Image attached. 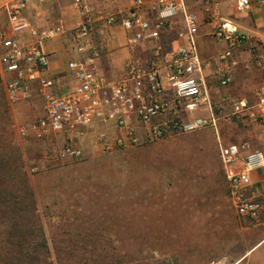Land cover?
<instances>
[{"label": "rangeland", "instance_id": "1", "mask_svg": "<svg viewBox=\"0 0 264 264\" xmlns=\"http://www.w3.org/2000/svg\"><path fill=\"white\" fill-rule=\"evenodd\" d=\"M6 21L0 7V32ZM3 93L0 73V154L20 150L53 264H236L252 247L264 214L259 220L237 214L220 159V143L264 142L258 126L234 115L243 97L212 98L218 131L107 155L86 149L81 160L31 174L53 146L20 139L19 128L42 115L22 102L5 109Z\"/></svg>", "mask_w": 264, "mask_h": 264}, {"label": "built area", "instance_id": "2", "mask_svg": "<svg viewBox=\"0 0 264 264\" xmlns=\"http://www.w3.org/2000/svg\"><path fill=\"white\" fill-rule=\"evenodd\" d=\"M46 1L19 0L2 7L7 21L0 32V73L7 103L15 106L32 101L37 95L43 100L45 111L30 127L19 128L18 136L44 143L60 136L64 139L32 165L31 174L83 159L85 149L80 141L90 133H94L93 152L107 155L207 128L218 131L220 119L198 48V15L187 8L186 0H158L152 7L157 14L155 23L142 16L149 5L147 0H127L130 9L106 19L109 24L119 23L124 28L128 46L134 48L142 42L159 40L163 29L172 27L180 15L183 17L185 28L179 37L187 45L176 51L166 82L160 61L161 45L155 46L148 61L132 59L123 79L109 81L95 68V48L88 45L95 24L92 6L83 0L74 1L72 6L80 21L73 29L63 23L39 29L31 24L26 12L32 3ZM254 4L264 7V0H238L237 10L249 12ZM69 33L78 42V52L87 54L68 65L76 82L73 89L59 92L56 79L45 75L50 65L45 45ZM215 35L227 44L219 55L221 62L229 61L236 47L251 40L230 21L219 22ZM254 63L264 71V52L256 53ZM230 82L228 77H220L222 87ZM234 115L250 120L264 136V85L255 91L254 101L243 98L235 103ZM134 121L146 129V138L139 134ZM112 128L116 129V136L109 133ZM220 159L237 214L259 220L264 204L254 195L252 176L264 171V151L249 141L220 143Z\"/></svg>", "mask_w": 264, "mask_h": 264}, {"label": "crops", "instance_id": "3", "mask_svg": "<svg viewBox=\"0 0 264 264\" xmlns=\"http://www.w3.org/2000/svg\"><path fill=\"white\" fill-rule=\"evenodd\" d=\"M75 0H47L44 4L32 3L26 16L35 27L48 29L59 23L73 29L80 21L79 14L73 9ZM89 3L95 14L93 33L88 45H93L96 53L95 68L109 81L118 82L123 79L127 67L132 59L148 61L152 58L156 45L162 46L161 67L162 75L166 82L168 66L178 48L187 45V41L179 37L185 28L183 17L180 15L173 21L172 27L161 31L157 41L142 42L137 47H129L128 34L119 24H109L107 18L111 15L125 12L131 4L127 0H83ZM142 16L155 23L157 14L153 6L158 0H147ZM179 1V0H171ZM19 0H0V7L6 4L17 3ZM238 0H186L187 8L198 15L199 32L197 36L199 53L204 64V75L211 91L212 98L218 94L238 95L243 98L255 100V91L264 85V71L259 70L254 63L258 51L264 52V7L254 4L249 12L237 10ZM221 21H230L238 27L240 32L249 35L251 40L234 49L233 57L227 62H221L219 55L227 49L225 41L216 38L217 25ZM78 42L72 34L63 35L48 41L45 52L50 58V65L45 72L47 77L56 79L59 92L72 90L76 82L69 70V63L76 59L84 58L85 53H80L76 45ZM93 52V51H92ZM228 77L231 82L227 87L219 85L220 77ZM242 98V99H243ZM27 104L33 112L44 116V103L41 97L35 96L32 101L22 102ZM22 103L18 104L22 107ZM17 105V106H18ZM135 126L139 134L146 138L147 131L136 121ZM109 133L116 136V129ZM263 135V134H262ZM264 138V136H262ZM94 133L88 134L80 142L84 149L93 152ZM63 137L48 140L46 144L61 145ZM264 140V139H263ZM255 148L264 151V142L258 140ZM240 166V165H238ZM254 195L259 199L264 196V171L254 173L252 176ZM261 219V218H260ZM255 240L252 247L239 258L236 264H264V222L254 227Z\"/></svg>", "mask_w": 264, "mask_h": 264}, {"label": "trees", "instance_id": "4", "mask_svg": "<svg viewBox=\"0 0 264 264\" xmlns=\"http://www.w3.org/2000/svg\"><path fill=\"white\" fill-rule=\"evenodd\" d=\"M25 166L18 148L13 155L0 154V264H53Z\"/></svg>", "mask_w": 264, "mask_h": 264}]
</instances>
